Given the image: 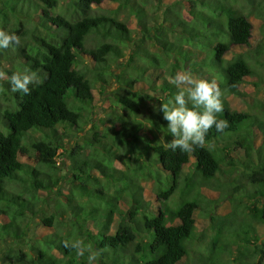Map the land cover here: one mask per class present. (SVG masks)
Here are the masks:
<instances>
[{
    "label": "trees",
    "instance_id": "16d2710c",
    "mask_svg": "<svg viewBox=\"0 0 264 264\" xmlns=\"http://www.w3.org/2000/svg\"><path fill=\"white\" fill-rule=\"evenodd\" d=\"M61 1L0 0V30L21 38L20 46L0 50V248L6 246L0 264H264V101L248 89L250 83L264 82V69L257 67L264 66V44L254 45V24L245 5L238 3L245 0H215L213 18L202 9L211 6L210 1L187 0L191 20L179 11L173 21L183 31L176 35L178 41L157 36L164 50L160 59L148 48L137 47L134 52L141 53L143 63L135 61L133 52L126 66L137 71L127 82L146 86L157 95L137 89L114 93L112 109L119 107L123 113H110L103 120L109 125L104 130L91 122L92 79L108 83L110 56L122 54L119 44L107 39L132 38L127 23L107 4L130 6L146 32L151 31L148 18L136 0H67L65 6ZM95 5L106 11L95 12ZM261 30L264 33V21ZM94 35L106 40L92 44L89 38ZM245 47L256 50L257 66L240 51ZM150 56L155 63L146 61H151ZM166 66L171 67V76L165 73ZM25 68L36 71L42 82L28 95L11 92L12 72ZM177 70L214 81L224 104L218 118L228 121L223 133L211 128L205 145L190 153L168 147L172 137L159 111L177 93L170 83ZM234 97L236 103L231 101ZM144 113L148 120L139 118ZM111 125L122 128L115 134H127L130 151L139 150L149 159L147 178L155 182V199L147 198L137 174L108 167L99 157L100 149L110 143L105 139H113V149L118 143ZM75 133L87 134L85 144L76 142L68 149L65 141ZM29 134L34 136L30 147ZM236 145L244 149L245 159L233 154ZM67 153L73 168L63 190L58 189L61 181L55 175L58 157ZM234 170L243 172L244 180L230 199L233 222L223 220L221 254L197 262L192 254L202 251L195 247L199 217L207 216L211 207L203 186L214 185L221 174ZM179 190V204H167ZM48 204L54 208L51 213ZM35 217L53 231L28 241V251L11 242L7 245L8 238L18 241L26 236ZM245 224L242 231L237 229ZM64 225L68 232L60 229ZM231 225L236 232H228ZM76 239L90 245L94 260H89L88 252L77 256L64 247V241Z\"/></svg>",
    "mask_w": 264,
    "mask_h": 264
},
{
    "label": "rangeland",
    "instance_id": "374dc122",
    "mask_svg": "<svg viewBox=\"0 0 264 264\" xmlns=\"http://www.w3.org/2000/svg\"><path fill=\"white\" fill-rule=\"evenodd\" d=\"M134 1V0H133ZM187 0H136L135 2L137 5H140L143 7V9L146 12L147 18H148V27L151 28L150 32H146L142 29V26L138 24V18L132 14L130 6L125 7L123 5H120L119 3H109L108 6L112 7V10L114 11V15L118 17L119 19L125 21L128 25V27L131 29V39L121 41L116 39L115 37H110L107 39L108 41H112L114 43L119 44L118 47H120L122 54L121 55H114L110 56V63H111V69H112V76L108 77L109 82L108 83H102L99 80L92 79V85H93V92L95 93V104L94 108L91 109V122L97 123L100 128L103 130L105 128H108V124H105L103 120L109 119V114L115 112L123 113V110H121L119 107L116 109H112L115 107L114 100L115 95L114 93H118L123 90H139V91H146L149 94L157 95L154 90H148L145 89L146 86L140 85L139 83L130 84V82H127L126 79L129 78L130 74H133L136 76L137 71L134 70V66L132 67H126L127 63L130 61V55L137 49V47L141 48H148L157 59L161 58L164 54V50L159 48L158 46V38L157 36L163 37V34L167 35L168 39L171 41H178L176 39L177 34H183V31L179 30L177 27L178 25L173 24V21L175 17L177 16V13L179 11L184 13V16L189 20H191V16L189 12L185 9ZM211 2V6H205L202 9L206 12V16L213 18L215 17L216 11L213 10V4L217 3L215 0H208ZM241 1V0H239ZM62 6H65L67 4V0H62ZM245 5V8L247 10V14L250 16V19L252 20L254 24V45L260 43L264 44V37L261 35V27H263V21H264V0H245L243 2ZM95 12H103L106 11V8H99L97 5L94 6ZM107 14L109 12L107 11ZM160 25L163 27L159 29ZM207 31V30H206ZM263 33V32H262ZM264 34V33H263ZM90 43H98L99 41L106 40L105 38L101 36L94 35L93 38H89ZM127 42V45H126ZM262 45L260 48L262 49ZM246 49V50H245ZM245 51L248 53L249 60L254 63L256 60L255 52L256 50L249 49L247 47L241 48L240 51ZM136 55L135 61H139L138 63H143V59L141 60L142 56L141 53H133ZM257 55V54H256ZM260 55V54H259ZM123 56V57H121ZM262 56V53H261ZM151 61L146 60L148 63H155V61L152 59ZM263 59V58H262ZM145 61V64L147 62ZM133 62V61H132ZM135 63V62H133ZM152 63V64H153ZM264 63V60H263ZM259 63H254L255 66H257ZM151 65V64H150ZM258 68L264 69V66L258 65ZM134 70V71H133ZM189 70V69H188ZM188 70H185L187 72H190ZM182 71V70H180ZM168 72V73H166ZM171 67L165 68V73L168 76H171ZM179 72L178 70L176 73ZM164 74V72H162ZM194 78L198 79L196 77L197 74L194 72H190ZM139 75V74H138ZM141 76V75H140ZM263 80H264V71L262 72ZM143 77V76H142ZM249 91L254 95V97H259L264 101V82H259V85L256 86L254 84L248 85ZM158 92H161L160 90H157ZM232 103L237 102V97H234L232 100ZM243 105V104H241ZM244 106V105H243ZM147 114L150 116V113L147 111ZM139 118H148V116L140 115ZM148 120V119H147ZM64 129L60 126V130ZM114 129V130H113ZM122 128L116 127L111 125V133L114 135L116 130H120ZM114 131V132H113ZM87 134L88 131L86 132ZM82 133H75L71 134L68 140L65 141V145L68 149L76 146V142H79L81 144H85V135L87 134ZM114 133V134H113ZM139 133V131H138ZM91 135V134H90ZM126 133L123 134V131H120L119 133H116L113 137H117L118 143L115 144V148L113 149V139H105L107 143L106 148L103 150L100 149L99 157L105 158L106 164L108 167L115 166L116 168L123 169L127 175L133 176L134 174H137L138 180L142 183L145 193L147 195L148 199H155V182L153 179L147 178L148 174L150 173V167H149V159H146L145 153H140L139 150L130 151L128 149L129 142L126 136ZM134 135H132V138ZM34 139V136L29 134L26 139V144L30 147L32 140ZM122 139H124V143L120 142ZM260 141V139H258ZM98 146V144L96 145ZM98 148V147H96ZM244 149L241 148L239 145H236L235 150L233 151V154L239 155L242 159H245V153L243 151ZM62 152V149L59 150ZM97 152V151H96ZM27 162L33 164L34 160L33 158H29L28 156L23 158ZM59 170L58 173L55 175L56 178L60 179V185L58 186V189H66V185L68 181L71 179L72 176V168L73 163L71 160L70 155L67 153L65 155L58 157ZM141 167L139 171L135 169V167ZM244 169V167L242 166ZM126 178V177H123ZM218 180V179H217ZM240 180H244L243 172L234 170L232 172H228V174H221V179L219 181H216V183L212 186L205 185L203 186L204 193L211 201V207L207 209L206 215L207 216H200L199 217V224H198V230L196 233V244L195 247L200 248L202 251H198L197 253L192 254V259L195 261H199L203 258H207L208 260H214L216 256H218L219 252V238H224L225 236V221L224 219H230L229 222H233L234 216L231 217L232 213V195L236 193V190L234 188L238 185ZM122 185L125 184V180L122 179ZM172 182V180H170ZM202 188V187H201ZM242 187L237 190V193L242 191ZM234 190V191H233ZM176 198H172L168 202L170 205H177L179 204L180 198H181V191L179 190L177 194L175 195ZM207 198V199H208ZM178 201V202H177ZM52 204H48L46 207V210L51 213L54 211V208L51 207ZM213 208V210H212ZM227 212V214H225ZM247 215V214H246ZM244 215V216H246ZM228 216V218H227ZM215 217V219H213ZM224 222V223H223ZM242 224V223H241ZM227 226V225H226ZM220 227V228H219ZM229 227V226H228ZM235 225H231L229 227L230 233L236 232L237 229L242 231V228L246 227V224L239 227H236ZM260 227V226H259ZM219 228V229H218ZM60 229H63V231L69 230V226L64 225L61 226ZM262 229V227H261ZM28 234L24 236L22 239L17 240H11V238H8L9 240L6 241L7 245L11 242L12 245L17 244L20 245L25 251H28L27 242L32 241L34 237L40 236L41 233H46L49 231H53V228L46 227L42 224L40 217H35L32 219L29 227H28ZM70 232V231H69ZM222 232V233H221ZM7 239V238H6ZM6 246H3L0 248V258L2 253L4 252ZM233 258V257H232ZM231 264H234L233 262Z\"/></svg>",
    "mask_w": 264,
    "mask_h": 264
},
{
    "label": "clouds",
    "instance_id": "9594fccd",
    "mask_svg": "<svg viewBox=\"0 0 264 264\" xmlns=\"http://www.w3.org/2000/svg\"><path fill=\"white\" fill-rule=\"evenodd\" d=\"M21 45V38L13 33L0 30V50L16 48ZM42 81L36 71L25 68L12 72L9 84L13 93H31ZM170 83L177 88L174 99L162 103L159 111L167 121V133L171 135L168 147L172 151L190 153L196 147H203L206 135L211 128L223 133L228 128V121L219 119L217 114L224 112L222 92L214 81L196 79L190 72L179 71L170 78ZM64 247L74 250L77 256L89 253V260L95 259L90 245L80 239L64 241Z\"/></svg>",
    "mask_w": 264,
    "mask_h": 264
}]
</instances>
